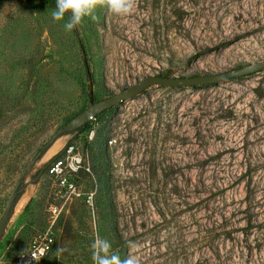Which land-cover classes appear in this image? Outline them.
<instances>
[{"label":"rangeland","instance_id":"1","mask_svg":"<svg viewBox=\"0 0 264 264\" xmlns=\"http://www.w3.org/2000/svg\"><path fill=\"white\" fill-rule=\"evenodd\" d=\"M53 11L0 0V220L26 170L0 264L47 231L54 249L41 264H93L97 234L140 264H264V70L197 89L149 87L41 153L91 101L144 77L264 60V0H136L124 16L98 6L78 37ZM69 145L83 164L72 176L78 197L46 169L39 176Z\"/></svg>","mask_w":264,"mask_h":264},{"label":"water","instance_id":"2","mask_svg":"<svg viewBox=\"0 0 264 264\" xmlns=\"http://www.w3.org/2000/svg\"><path fill=\"white\" fill-rule=\"evenodd\" d=\"M264 70V60L258 61L253 64H248L243 67L231 69L229 71H225L217 74L203 75V76H193V77H164V76H147L137 81L136 83L127 86L123 90L102 99L100 101L94 102L91 101L90 105L80 113H78L74 118L69 120L63 128L54 135L50 141L41 149V153L48 148L55 140L56 136L60 132H71L80 129L85 126L88 122L94 119L97 115L111 109L112 107L123 103L126 100L132 99L146 89L152 86H161L168 88H176V87H197V86H206L218 84L220 82L229 81L233 79H237L243 76H248L254 73H258ZM48 164L44 166V168L39 172V176L43 174ZM25 171L22 172L20 177L17 180L14 191L11 195V198L6 206L4 215L0 220V232L4 230L6 223L9 219V211L12 207V203L16 196V191L19 183L21 182L23 176L25 175Z\"/></svg>","mask_w":264,"mask_h":264},{"label":"clouds","instance_id":"3","mask_svg":"<svg viewBox=\"0 0 264 264\" xmlns=\"http://www.w3.org/2000/svg\"><path fill=\"white\" fill-rule=\"evenodd\" d=\"M136 5V0H56V9L51 13L55 22L64 20L66 14H70L64 23L66 31L71 32L76 26L80 25L85 17L96 21L95 11L98 6H106L109 11L116 15L124 16L130 14ZM92 250L91 259L93 264H140V257L129 254L121 259L118 252L111 251L112 244L106 238H101L99 234L90 245ZM130 252L137 249L135 242L129 241ZM63 249L58 248L57 253ZM31 259L39 261L41 258L36 252L31 253ZM31 264V261L28 262Z\"/></svg>","mask_w":264,"mask_h":264},{"label":"built area","instance_id":"4","mask_svg":"<svg viewBox=\"0 0 264 264\" xmlns=\"http://www.w3.org/2000/svg\"><path fill=\"white\" fill-rule=\"evenodd\" d=\"M83 168L82 160L75 151L73 145H69L63 152L54 157L48 164L46 171L53 178L56 188L59 192H63L64 196L71 197L80 196L76 191L72 176L76 175ZM92 198L88 196L87 202L90 204ZM49 212L52 217L59 214L56 206H51ZM55 238L50 231L45 233H37L28 242L27 246L22 248L8 262V264H41L53 251ZM36 252L41 259L35 261L31 259V253Z\"/></svg>","mask_w":264,"mask_h":264},{"label":"trees","instance_id":"5","mask_svg":"<svg viewBox=\"0 0 264 264\" xmlns=\"http://www.w3.org/2000/svg\"><path fill=\"white\" fill-rule=\"evenodd\" d=\"M42 1L44 2V4H45L48 8H50V9H52V10H55V9H56V0H42ZM69 15H70V14H66V16H65L64 19L67 20L68 17H69ZM73 31H74V33H76V35H77V37H78L79 34H78L77 26L73 29ZM79 43H80V45H82L81 40H79ZM223 45H226V43H223L222 46H223ZM82 47H83V46H82ZM200 55H201V53H197V54H195L194 56H192L191 58H189V61L192 60V59H194V58H196V57H199ZM206 86H207V85H206ZM202 87H204V86H197V87H192V88L197 89V88H202ZM103 113H104V112H103ZM101 114H102V113H101ZM95 118H97V117H95ZM89 124H90V122H88L85 126L81 127L80 129L76 130L77 133H80V132H82L84 129L88 128Z\"/></svg>","mask_w":264,"mask_h":264}]
</instances>
